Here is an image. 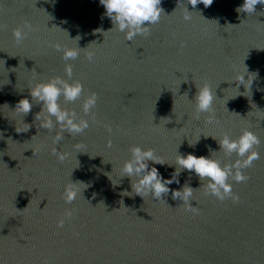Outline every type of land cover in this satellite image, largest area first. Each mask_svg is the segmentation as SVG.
<instances>
[{
  "label": "water",
  "instance_id": "1",
  "mask_svg": "<svg viewBox=\"0 0 264 264\" xmlns=\"http://www.w3.org/2000/svg\"><path fill=\"white\" fill-rule=\"evenodd\" d=\"M242 3L193 8L187 0H161L150 34L125 41L99 0H0V264H264V5L247 14L236 11ZM25 22L33 30L17 44L13 29ZM57 44L81 48L68 62V82L79 81L84 96L94 92L98 101L93 122L81 111L83 97L61 99L89 127L54 145L58 129L48 132L35 119L40 104L27 115L15 108L22 98L32 102L35 83L68 79ZM205 83L219 123H206L207 114L193 118ZM25 124L29 130L17 132ZM244 130L259 138L260 159L242 170L247 182L229 181L239 202L205 195L187 170L163 200L141 198L121 177L131 146L155 150L165 163L149 161V168L163 179H171L177 155L232 164L235 154L219 152L217 140ZM54 147L67 153L63 163L51 155ZM70 182L78 195L66 204ZM186 184L196 213L172 198Z\"/></svg>",
  "mask_w": 264,
  "mask_h": 264
},
{
  "label": "clouds",
  "instance_id": "2",
  "mask_svg": "<svg viewBox=\"0 0 264 264\" xmlns=\"http://www.w3.org/2000/svg\"><path fill=\"white\" fill-rule=\"evenodd\" d=\"M99 2L103 5L105 15L110 18L113 28L124 34L125 41H132L137 35H149L151 26L159 23L163 12V9L160 7L161 0H99ZM187 3L193 8L198 4L209 7L213 3V0H187ZM257 5H264V0H243V3L236 11L252 14L255 12ZM184 19L188 21L191 17L185 15ZM5 28L6 25H0V30H4ZM32 30L31 25L27 22L22 27L13 29L15 43L20 44L28 37V34ZM78 39L79 37L75 38L76 41ZM54 47L56 51L62 53L61 59L65 61V75L68 79L53 77L46 82L35 83L29 89L32 102L27 98H22L16 104L15 110L23 115H27L31 111L33 103L40 104L41 109L36 114L35 119L39 121V127L48 132L58 129L53 137V144L57 145L64 140V133H68L70 136L78 135L89 127L88 120L79 117L74 110L62 107L61 99L65 103H73L83 97L81 111L84 116L92 115L94 122L92 110L97 105L98 96L94 92L84 96V88L79 81L68 82L72 78V65L68 62L78 59L81 48L77 46L75 48H62L58 44L54 45ZM86 59L89 63L94 62V53L88 52ZM243 81H245L244 76H241L240 83H243ZM197 89L194 97L195 112L193 118L198 120L201 114H207L205 116L206 123H219L215 118V110L213 108L216 96L210 85L205 83ZM25 125L26 127L23 131L17 132L29 130L30 125ZM217 142L220 147L219 152H223L226 157H231L235 154L236 159L232 164H223L219 159H213L212 155L210 157H197L192 154L185 156L177 155L175 162L176 169L172 173L171 179H163L156 167L149 168V161L153 164L163 165L165 163L156 155L155 150L131 146L129 149L130 158L124 161L121 167V177L131 179L132 192L141 198L144 199V197L151 195L155 200H163L162 197L170 191L168 185L173 182L178 184L179 180L177 177L181 170H187L199 177L202 182L201 186L205 187V195H212L221 202L226 199H231L233 203L239 202V197L233 192L229 181L234 180L237 183H245L249 180L250 177L244 175L242 170L251 168L254 161L260 159V154L256 150L260 145V140L251 131L244 130L235 139L230 138L225 133ZM189 145L192 146L194 144ZM108 146L111 147V142H109ZM75 147L79 149L81 145L77 144ZM51 155L56 157L58 163H63L67 157V153L58 151L56 147L52 149ZM74 184L70 182L62 193L61 198L66 204H71L77 198L78 191L74 187ZM193 192L194 189L186 184L182 190L172 191V198L182 200L183 204L186 205L187 211L196 213L198 209L190 203ZM79 195H81V192ZM124 195H130V193L125 192ZM121 204L123 203L121 202ZM71 214V212L66 213L68 217ZM64 223V218L59 219L56 225L57 228H63Z\"/></svg>",
  "mask_w": 264,
  "mask_h": 264
}]
</instances>
